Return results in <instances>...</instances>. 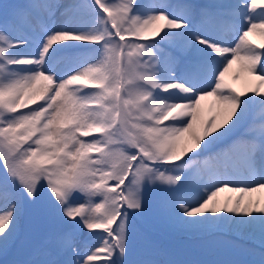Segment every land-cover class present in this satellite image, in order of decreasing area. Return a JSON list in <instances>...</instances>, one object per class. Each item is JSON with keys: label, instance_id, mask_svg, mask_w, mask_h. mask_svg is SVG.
<instances>
[{"label": "snow or ice", "instance_id": "obj_1", "mask_svg": "<svg viewBox=\"0 0 264 264\" xmlns=\"http://www.w3.org/2000/svg\"><path fill=\"white\" fill-rule=\"evenodd\" d=\"M0 168L3 264H210L164 229L264 249V0L0 3Z\"/></svg>", "mask_w": 264, "mask_h": 264}, {"label": "rangeland", "instance_id": "obj_2", "mask_svg": "<svg viewBox=\"0 0 264 264\" xmlns=\"http://www.w3.org/2000/svg\"><path fill=\"white\" fill-rule=\"evenodd\" d=\"M11 3L14 0H0V3ZM64 2V0H61ZM151 2V0H146ZM44 18L41 17V20ZM252 40L256 43L261 42L259 35H251ZM232 72L230 73L229 82L233 83L239 90H243L247 77L241 74L240 80H233L234 73L239 69V62L233 64ZM203 102V103H202ZM202 108L204 116L210 115L208 108L214 102L213 97H208L203 100ZM239 134V133H237ZM2 171V168H0ZM228 195H236V193L223 192L219 194V199L222 201ZM253 198L260 197L264 201V192L253 193ZM210 233V235H208ZM167 234L168 242H162L170 247L178 250L188 251L193 254V258L201 259L210 264H219V262L227 261H258L261 258L264 250L260 247L258 239L248 237L240 238L227 228H217L204 233H189L183 231H173L164 229L161 232L160 238ZM0 264H3L0 258Z\"/></svg>", "mask_w": 264, "mask_h": 264}, {"label": "bare ground", "instance_id": "obj_3", "mask_svg": "<svg viewBox=\"0 0 264 264\" xmlns=\"http://www.w3.org/2000/svg\"><path fill=\"white\" fill-rule=\"evenodd\" d=\"M69 2H71V0H64V2H62V3H69ZM253 35H257L256 33H253ZM251 39H252V37H250ZM232 72V68H230L229 69V72L228 73H226V79L227 80H230V73ZM203 103V102H202ZM202 103H201V107H202ZM204 114V113H203Z\"/></svg>", "mask_w": 264, "mask_h": 264}]
</instances>
